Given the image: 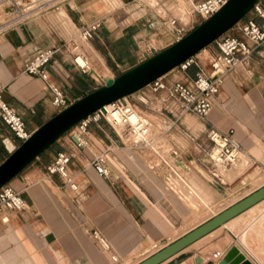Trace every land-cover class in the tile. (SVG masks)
<instances>
[{"label":"crops","instance_id":"1","mask_svg":"<svg viewBox=\"0 0 264 264\" xmlns=\"http://www.w3.org/2000/svg\"><path fill=\"white\" fill-rule=\"evenodd\" d=\"M168 1L157 0L153 7L146 0H64L61 6L78 32L94 22L101 24L87 42L89 52L100 70L105 67L111 77H115L175 43L170 21L176 19L177 26L183 22L165 8ZM198 1L202 0H192ZM173 2L176 5V0ZM189 20L192 25L193 18ZM47 23L34 19L0 32L1 97L23 119L31 133L62 111L52 106L47 82L24 73V65L38 53L59 48L45 70L48 82L63 91L69 105L102 86L101 80H96L101 76L95 69L91 71L98 78L90 70L94 78L82 72L72 62L76 54L74 47L84 57L88 55L80 45L79 35L67 37L56 25ZM194 73L193 67L178 73L179 80H191ZM146 92L156 96L159 107L157 115H148L153 117L149 119L152 125L172 120L162 108L161 94L152 92L151 88ZM136 99L143 103L149 100L145 92ZM184 123L187 125L186 120ZM201 124L202 134L209 127L223 134L232 131L245 152L243 160L232 171L237 174L232 182L213 177L211 165L196 154L202 146L192 144L196 140L193 132L199 133L200 129L188 125L193 131L189 132V150L184 151L179 146L171 151L177 153L176 159L186 168L183 176L155 171L158 166L152 165L153 160L138 157L131 150L133 145L127 148L126 144L131 142L121 131L104 121L89 125L83 149L75 148L71 131L65 133L9 182L21 194L26 206L22 212L0 214V264H139L189 232L179 233L186 226L187 218H184L192 214L182 200L183 185L197 195L214 194L218 199L235 195L237 191H229L226 186L241 180L243 168L247 167L245 159L264 164V46L245 64L222 77L211 110ZM162 130L153 129L151 135H169ZM6 141L15 147L21 144L0 120V164L10 153ZM159 142V138L153 142L158 150L162 148ZM190 149L197 151L194 152L196 158ZM61 152L73 155L69 172L76 190L63 186L56 175L47 177L45 174L46 167ZM100 155L108 177L100 176L93 166ZM196 167L200 170H195ZM40 175L49 182L36 181ZM243 182L242 179L240 184ZM254 191L240 195L236 202ZM248 211L161 264H196V258H202L203 264H218L233 246L252 264H259L256 260H260L259 256L243 242L245 238L238 242V237L228 230ZM4 216L7 222L2 221ZM152 247L155 250L148 253ZM213 255H217V261Z\"/></svg>","mask_w":264,"mask_h":264},{"label":"built area","instance_id":"2","mask_svg":"<svg viewBox=\"0 0 264 264\" xmlns=\"http://www.w3.org/2000/svg\"><path fill=\"white\" fill-rule=\"evenodd\" d=\"M227 1L202 0L195 2L192 6V13L202 20H207ZM7 2H10L12 10L16 1L0 0V4ZM100 26L99 22L84 26L79 32V38L84 42L90 41ZM170 26L175 36V42L188 32V24L177 26L176 19L170 21ZM231 31H234L235 34H224L213 42L216 52L211 54L208 68H204L194 56L174 69L178 73H185L191 67H194L196 72L191 80H176L167 83L160 78L149 85L152 92L161 94L162 108L167 115L171 116L172 120H169L172 124L186 115L195 116L200 122H204L211 110L212 99L218 94L222 77L234 68L245 64L253 53L264 46V0H259L249 11L246 19L242 23H237ZM73 50L76 51L72 58L73 64L82 72H87V68L78 63V58L85 60L84 55L76 47ZM58 51L59 48H52L38 53L24 65V73L47 82L48 90L52 96V106L64 110L69 106L68 99L58 86L48 82V75L45 70L46 65ZM215 75L217 76L214 77ZM109 107V111H106L104 107V112L98 110L92 113L71 130V138L76 149L86 147L85 135L87 129L91 123H98L99 121H104L112 128H120L121 133L134 147L139 144L143 148L153 145L152 140L147 141L152 133V122L145 116L136 115L133 106L127 102L126 98L110 104ZM0 120L11 132L13 139L20 143L27 140L32 134L27 130L23 119L2 100L1 93ZM164 128L163 133L167 132L171 126L166 125ZM205 135L209 142L207 157L212 166V175L219 178L221 176L216 173L217 166L232 163L243 150L234 139L232 131L223 134L215 128L209 127L206 129ZM72 158L71 153H58L46 167L45 174L47 177L56 175L63 186L76 190L77 185L69 172ZM93 166L100 176H109L108 170L103 166L101 155L95 158ZM25 206V200L21 194L9 184L0 188V214L6 211L22 212L25 210ZM94 236L96 235L94 234Z\"/></svg>","mask_w":264,"mask_h":264},{"label":"water","instance_id":"3","mask_svg":"<svg viewBox=\"0 0 264 264\" xmlns=\"http://www.w3.org/2000/svg\"><path fill=\"white\" fill-rule=\"evenodd\" d=\"M258 1L228 0L210 18L169 47L145 58L119 76L105 79L101 87L57 113L33 132L27 140L9 151V156L0 164V188L9 184L81 120L98 110L104 112L105 106L142 90L173 71L182 62L197 55L239 23ZM262 200H264V186L139 264H161ZM195 263L201 264V258H196ZM218 264L250 263L245 261L237 248L231 247Z\"/></svg>","mask_w":264,"mask_h":264},{"label":"rangeland","instance_id":"4","mask_svg":"<svg viewBox=\"0 0 264 264\" xmlns=\"http://www.w3.org/2000/svg\"><path fill=\"white\" fill-rule=\"evenodd\" d=\"M25 1H26L25 3H22L24 5L17 4V2H16V4H14V7H12V15H10L8 12L5 14L6 18L0 17V32L5 30V29L11 28L16 24L35 19V20H39V21L43 20V22H46V23L50 22L53 25H56L62 32L65 33V35L67 37H71L75 34H77V36L79 35V32L76 31L74 24L66 15L65 9L63 8V6H61L62 2L64 0H35V2L33 4L28 0H25ZM184 1L187 2V0H184ZM26 3H28L29 5H27ZM173 3H174L173 0L166 2L165 8H167L168 10H172L174 12L175 16H177V18L182 20L183 24H188V32L186 33V35L189 32H191L193 29H195L197 26H199L204 21L200 17H198L192 13V9H193L192 4H188V2H187V5H188V8H187L188 10L186 11L187 15L182 16L181 14H179L176 11V7H175L176 5H173ZM193 3H195V2H193ZM60 12H63L66 15V17H67L66 20L64 19L63 21H60L57 19L58 13H60ZM247 16H248V14L246 16H244V18L239 23H242V21H244ZM189 18H193V20H194L192 25H190L191 23H189L190 22ZM50 23H47V24H50ZM52 24H50V25L52 26ZM225 34L234 35L235 32L229 30ZM80 45L82 46L83 44H80ZM82 47L88 53L87 57H85V60L88 63V66L91 69H95L99 73L101 78L103 76H106V75L111 76V74L108 73V71L105 69V67H104V69L100 70L98 68V65H95V62H94L95 59L92 58V56L90 55L89 46H86L87 47L86 48L83 45ZM214 52H216V49H215L214 43H212L209 46L205 47L203 50H201L195 56H197L199 63L204 68H208L210 56ZM194 70L196 72L195 68H194ZM88 74H89V72H88ZM115 77H117V76H115ZM115 77H112V78H115ZM179 78H180V76H179L178 72L176 70H173L170 73H168L167 75H165L164 77H162L161 79L163 81H166L167 83H172L176 80H179ZM100 84L103 85L104 84L103 81H101ZM147 90H150V86H147V87L143 88L142 90L138 91L139 93L136 92V93L126 97V100H127V102H129L133 106L134 110H138L141 113V115H144L145 117H147L148 115L155 116V115H157L156 112L159 108L157 100H155L156 96H154L152 94H148L146 92ZM142 92H145L147 94V97L149 98L147 103H143L142 101H139V99H136V98H138V96ZM132 98H134V99H132ZM185 117L186 116L182 117L179 120V121H181V124H179V121L172 124L171 120H169V119H167L164 123L161 124L159 129H165L164 128L165 125H170L171 128H170V130H168V132H166V135L169 134L168 136H165V135L161 136V138L163 140H161L159 142L160 146L162 147L160 150H158V148L156 146H154V144L152 145V147H150L151 149L150 148L144 149L142 147L141 148L133 147L132 144H126L127 148H131V146H132L131 150H133L138 155V157H140L142 160H146V159L153 160L152 165L158 166V167H156L155 171L159 172L160 174H162V175L163 174H169V173L172 174L174 167L172 166L171 159H170L171 151H174L175 148L179 147V146L184 151H187L190 148L189 143L191 142V140L189 137L190 136L189 132H193V131L191 129L189 131L186 130L187 126L184 124V121H183V119ZM194 117L195 116L190 115L189 117L186 118L187 125L189 127H194V128H198L201 130L202 126L199 124L200 121L198 120L199 121L198 122L196 120L197 118L195 117L196 118L195 119ZM155 122H157V121H155ZM193 133H195V134H193L192 136L196 137V140H195V142H192V144L195 145V143H198L199 145L202 146L201 149H198L199 153H196L197 156L200 155L203 162L210 164V161L207 157V148L209 146V142L206 139V135L202 134L201 132H199V133L193 132ZM191 152H192L191 153L192 156L194 158H196L197 156H195L194 152H197V151L191 150ZM241 159L243 160V157H241ZM245 161L247 162L246 163L247 167L243 168L245 170L243 172L244 175L241 178V180L243 179L244 182L242 184H240L241 180H239L235 184H233L232 186H226V187L230 188L229 191H232V190L237 191V192H235L236 193L235 195H232V196L230 195L231 197L230 198L228 197L226 200H225V198H222V200L218 199L217 197H215L214 194H209V195L205 196L203 194V192H202V194L197 195L193 191H190L188 186H185V185L182 186L183 192H184L183 197H182L183 202L187 205V203L189 204V202H193V200H194V202L198 206V211L195 213V215L191 214V216H192L191 221L194 222L195 219H197V220L194 223L189 221V223L187 224L188 226H185V228H184L185 230H183L182 232H185L187 230L191 231L192 229H194L197 226H199L200 224H202L204 221H207L210 218H212L213 215H217L218 213L225 210L226 207H228L230 204L236 202L238 199H240L242 197L240 195H244V194L249 193L250 191L254 190L252 188H255L256 183L258 185L259 182H256V183L249 182L248 177L252 173L256 172V169H257V172L259 174H262L264 171V164L263 163L262 164L261 163L260 164L255 163L251 159L250 160L245 159ZM165 162H166V164H165ZM198 169L200 170V168L196 167L195 170H198ZM212 173L213 172L211 170V174ZM229 174L231 176H230V179L226 180L228 182L231 179L233 181L235 176L237 175V174H234L233 172H230ZM263 177H264V174L261 176V178H263ZM219 178H222V177H219ZM35 180L36 181H42V180H46V178L44 176L40 175ZM202 184H204V183H202ZM217 201H218V203H217ZM204 207H205V209H204ZM206 208H208L209 210L211 209V210L207 211ZM199 209L203 212H200ZM204 210H205V212H204ZM255 211H256V213H255ZM208 213H210V215H208ZM260 213L264 214V203L260 207H257L253 211L242 216L240 219L237 220L236 224H234L233 227L232 226L229 227L228 230H231L238 237V242H240V240H243L245 238L243 240V242L248 246V248L255 251V253L259 256L261 261L258 260V258L256 259L254 256L253 257L259 262V264H264V240H262V239H264V224H263L264 222L261 220V218L264 220V215L263 214L260 215ZM196 214H197V216H196ZM200 214L202 216H200ZM189 215H187L184 219L188 218ZM194 216H195V218H194ZM256 218L258 220L255 221L254 223H252L253 220ZM200 221H203V222H200ZM258 221L260 222V224H258L259 223ZM261 221L263 223H261ZM242 223H244V224H242ZM258 225H262L263 227L258 229V231H261V232L258 234L256 233V235H257L256 236L253 232H257V231H253L252 229H254ZM187 227H189V229L186 230ZM247 230H249V231L247 232ZM251 230L253 232H251V234H249ZM249 237H250V239H251V237H253L254 240H252L253 239L252 238L251 239L252 242H250ZM228 239H229V241H231L230 238H228ZM247 240L249 241V244H247L248 243ZM222 246H224V245H222ZM241 247L243 248V250H245V248L242 245H241ZM248 253L251 254L250 252H248Z\"/></svg>","mask_w":264,"mask_h":264},{"label":"bare ground","instance_id":"5","mask_svg":"<svg viewBox=\"0 0 264 264\" xmlns=\"http://www.w3.org/2000/svg\"><path fill=\"white\" fill-rule=\"evenodd\" d=\"M16 2H17V4H22V3H25L26 1L25 0H15ZM28 1H30L32 4L35 2V0H28ZM118 1H120V0H118ZM148 3H149V5L150 6H155L156 5V2H157V0H146ZM27 5H29L28 3H26ZM188 4H192L193 5V2H192V0H189L188 1ZM22 5H24V4H22ZM52 7V6H51ZM176 11L179 13V14H181L182 16H184V15H187V13H186V11L188 10L187 8H188V5H187V2H185L184 0H176ZM9 12V14L10 15H12V10H11V8H10V2H7V3H5V4H0V17H3V18H6L5 16V14L6 13H8ZM59 16V17H58ZM58 16H57V19L58 20H60V21H63L64 19L66 20V15L63 13V12H60V13H58ZM72 37H77V35L76 36H72ZM78 40H79V42L81 43V44H83L85 47L86 46H88V43L87 42H84V41H82L79 37H78ZM87 48V47H86ZM78 63L81 65V66H83L84 68H87V72H89V70H90V72H91V74L92 75H94V77H96V78H98V75H96V73L94 72V71H91V68L88 66V63L86 62V60H84V59H81V58H78ZM94 70V69H93ZM90 74V73H89ZM90 74V75H91ZM217 74V73H216ZM219 74V73H218ZM91 75V76H92ZM216 76V75H215ZM93 77V76H92ZM104 78V79H103ZM105 79H112V77L110 76V75H106V76H103L102 78H98L97 80H101V81H103V83H104V80ZM109 109H110V107H109V105H107V106H105V110L106 111H109ZM135 111V113H136V115H141V113L138 111V110H134ZM142 116H144V115H142ZM190 116V115H189ZM188 115H186V117L183 119V121L184 120H186V118L187 117H189ZM148 117H150V116H148ZM147 117V118H148ZM195 118V117H194ZM149 119H153V117H150ZM196 119V118H195ZM197 120V119H196ZM198 121V120H197ZM199 122V121H198ZM185 124V123H184ZM199 124L202 126V129L201 130H199V132L200 131H202L203 130V125L199 122ZM161 126V124L160 123H157L156 124V126H153L152 125V130L154 129L155 131L156 130H158V128ZM187 126V125H186ZM164 127H166V125L164 126ZM187 128L188 129H190L188 126H187ZM118 130H120V128H118ZM161 136H159L158 137V135H157V133H155V134H153V135H150L148 138H147V141H151L152 143H153V141L154 140H158V138H159V141H161V140H163V139H161L160 138ZM5 144H6V146H7V148H8V150L9 151H12L13 150V147H14V145L13 144H11L9 141H6L5 142ZM137 147L138 148H141V145L139 144V145H137ZM143 148V147H142ZM153 149V148H152ZM246 154H245V152H241V153H239L238 154V156H237V159L235 160V161H233L232 163H230V164H223V165H218L217 166V174L218 175H220L223 179L225 178H227V180L228 179H230V172H232V170H234V169H236V166H238V164H239V162L241 161V157H243V156H245ZM177 158V153H175V152H171L170 153V159H171V164H172V166L174 167V170H173V174L174 175H176V176H183V175H186V168L184 167V165L182 164V161H179V160H177L176 159ZM179 168H177V167ZM259 171V170H258ZM262 171V170H261ZM252 173V172H251ZM264 174V171H263V173L262 174H259L258 172H257V169H256V172H254V173H252L251 175H249V177H248V181L249 182H253V183H256V182H259L258 183V185H257V183H256V186H255V188H252V189H255V191L256 190H258V189H260L261 187H263L264 186V177L263 178H261V176ZM46 181H48L47 179H46ZM224 181V180H223ZM39 182V181H38ZM49 182V181H48ZM229 182H232V179L231 180H229ZM254 187V186H253ZM251 189V190H252ZM254 191V192H255ZM252 194V193H251ZM232 196V195H231ZM231 196H229V198L231 197ZM244 196V195H243ZM249 196V195H248ZM247 197V196H246ZM244 199V198H243ZM222 200V199H221ZM226 200V199H225ZM242 200V199H241ZM232 201V200H231ZM240 201V200H239ZM238 201V202H239ZM189 202V201H188ZM234 202V201H233ZM261 202H264V200H262ZM261 202H259V203H257L256 205H254V206H252L251 208H249L248 210H250V212H251V209H255V206H257L258 204H260ZM217 203H218V201H217ZM224 203V202H223ZM237 203V202H236ZM235 204V203H234ZM233 204V205H234ZM186 206H188V208H189V210H191L192 212V215H195V213L198 211V206H197V204L194 202V200H193V202H189V204L187 203V205ZM201 206V205H200ZM232 206V205H231ZM229 208V207H228ZM202 209V208H201ZM204 209H205V207H204ZM207 209V211L209 210L208 208H206ZM227 209V208H226ZM225 209V210H226ZM200 210V209H199ZM211 210V209H210ZM209 210V211H210ZM224 211V210H223ZM247 211V210H246ZM246 211H244V212H246ZM200 212H203V211H201L200 210ZM204 212H205V210H204ZM243 212V213H244ZM249 212V211H248ZM194 213V214H193ZM221 213V212H220ZM243 213H241V214H243ZM255 213H256V211H255ZM198 214V213H197ZM197 214H196V216H197ZM202 214V213H201ZM200 214V216H202ZM219 214V213H218ZM217 214V215H218ZM241 214H239L238 216H240ZM199 215V214H198ZM204 215V214H203ZM208 215H210V213H208ZM205 216V215H204ZM214 216H216V215H213V217ZM238 216H236V217H234L233 219H231L230 221H232V220H234L235 218H237ZM212 217V218H213ZM253 217V216H252ZM255 217V216H254ZM194 218H195V216H194ZM200 218V217H199ZM191 219H192V216L190 215L186 220H185V225L186 226H188L187 224L189 223V221H191ZM201 219V218H200ZM206 219V218H205ZM211 219V218H210ZM7 220H8V218L6 217V216H4V217H2V221L3 222H7ZM197 219H195V221H196ZM202 220V219H201ZM261 220L264 222V220L261 218ZM194 221V222H195ZM204 221V220H203ZM203 221H200V222H203ZM208 221V220H207ZM230 221H228V222H230ZM261 221V223H263ZM192 223H194L193 221H191ZM206 222V221H205ZM205 222H203V223H205ZM227 222V223H228ZM259 222V221H258ZM202 223V224H203ZM227 223H225L224 225H222L221 227H224ZM242 224H244V223H242ZM241 224V225H242ZM258 224H260V222L258 223ZM264 224V223H263ZM201 225V224H200ZM199 225V226H200ZM190 227V226H189ZM189 227H187L186 228V230L187 229H189ZM194 227V226H193ZM198 227V226H197ZM196 227V228H197ZM221 227H219V228H217V229H220ZM261 227H263L262 225H258V227H257V229L255 230V228L254 229H252L253 231H257V232H253L252 230L250 231V233L249 234H251V232H253L255 235H256V233L258 234V233H260L261 231H258V229L259 228H261ZM195 229V228H194ZM263 229V228H262ZM182 231L183 230H185L183 227H182V229H181ZM193 230V229H192ZM181 231V232H182ZM181 232H179V233H181ZM190 232V231H189ZM178 233V234H179ZM188 233V232H187ZM186 233V234H187ZM182 234V233H181ZM185 235V234H184ZM248 235V234H247ZM261 235V234H260ZM249 236V235H248ZM247 236V237H248ZM252 236V235H251ZM257 236V235H256ZM259 236V235H258ZM205 237V236H204ZM206 238V237H205ZM253 237H251V239H252ZM259 238V237H258ZM248 239V238H247ZM251 239H250V237H249V241L250 242H252L251 241ZM200 240V239H199ZM252 240H254V238L252 239ZM248 241V240H247ZM249 241H248V243L247 244H249ZM255 242V241H254ZM151 247V246H150ZM233 247H235V248H237L236 246H233ZM155 247H152L150 250H148L149 252L148 253H151V251L152 250H155L154 249ZM237 250L239 251V249L237 248ZM153 252V251H152ZM239 253L240 254H242L240 251H239ZM225 254H226V252H225ZM224 254V255H225ZM224 255H223V257H224ZM243 255V254H242ZM244 256V255H243ZM222 257V258H223ZM149 258V257H148ZM213 258L217 261V259H218V257H217V255L214 257V255H213ZM222 258L219 260V261H221L222 260ZM244 258H245V261H248L250 264H252L251 263V261H249L245 256H244ZM132 260V259H131ZM131 260H128V262H131ZM136 260V259H135ZM139 260V259H138ZM201 260H202V263L201 264H203V259L201 258ZM137 261V260H136ZM144 261V260H143ZM127 263V262H126ZM132 264H134L133 262H131ZM219 263V262H218ZM184 264H189V263H184Z\"/></svg>","mask_w":264,"mask_h":264}]
</instances>
